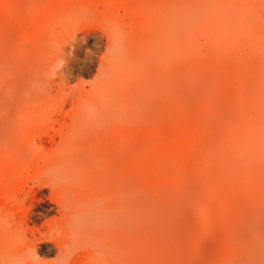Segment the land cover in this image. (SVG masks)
<instances>
[{"label":"rangeland","instance_id":"obj_1","mask_svg":"<svg viewBox=\"0 0 264 264\" xmlns=\"http://www.w3.org/2000/svg\"><path fill=\"white\" fill-rule=\"evenodd\" d=\"M105 107L122 114L118 138L72 126L78 110ZM27 108L40 114H17ZM0 110L5 154L35 140L51 153L69 130L72 154L119 171L148 222L205 235L218 199L264 203V0H0ZM185 240L213 257L225 248Z\"/></svg>","mask_w":264,"mask_h":264},{"label":"bare ground","instance_id":"obj_2","mask_svg":"<svg viewBox=\"0 0 264 264\" xmlns=\"http://www.w3.org/2000/svg\"><path fill=\"white\" fill-rule=\"evenodd\" d=\"M171 8H164L166 26ZM117 59L114 55L112 64ZM77 112L72 126L103 134L104 127H113L120 136L118 108ZM17 114L40 113L27 108ZM6 116L0 110V125ZM59 135L49 140L51 153L42 152V140L8 154L0 142V264H78L81 258L87 264H264V203L258 207L248 201L246 210H238L235 202L218 199L220 212L203 219L205 235L192 221L155 227L137 190L124 186L119 171L101 160L82 163L72 154L71 131ZM201 208L208 212L205 203ZM142 230H156L157 241L143 237ZM188 237L198 244L217 240L225 248L220 258L213 257L209 247L191 246ZM168 243L186 253L172 252ZM43 255L55 258L47 261Z\"/></svg>","mask_w":264,"mask_h":264}]
</instances>
